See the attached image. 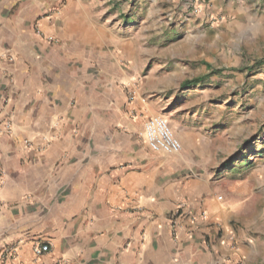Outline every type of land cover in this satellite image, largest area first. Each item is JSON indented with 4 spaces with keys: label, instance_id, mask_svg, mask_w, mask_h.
<instances>
[{
    "label": "crops",
    "instance_id": "0c3cea01",
    "mask_svg": "<svg viewBox=\"0 0 264 264\" xmlns=\"http://www.w3.org/2000/svg\"><path fill=\"white\" fill-rule=\"evenodd\" d=\"M109 1L0 0V264H264L217 200L202 131L172 122L177 154L141 135L170 75L203 78L180 47L155 58Z\"/></svg>",
    "mask_w": 264,
    "mask_h": 264
},
{
    "label": "rangeland",
    "instance_id": "374dc122",
    "mask_svg": "<svg viewBox=\"0 0 264 264\" xmlns=\"http://www.w3.org/2000/svg\"><path fill=\"white\" fill-rule=\"evenodd\" d=\"M108 3L131 32L145 25L148 46H156L155 58H171V51L180 47L185 58H178V64L187 67V75L203 78L184 91L178 75H170L169 95L157 115L174 135L176 121L202 131L217 200L234 205V229L248 232L264 251V0ZM242 7L247 21L237 16ZM241 22L243 31L230 30ZM250 27L258 34L251 35Z\"/></svg>",
    "mask_w": 264,
    "mask_h": 264
},
{
    "label": "built area",
    "instance_id": "2783aa9c",
    "mask_svg": "<svg viewBox=\"0 0 264 264\" xmlns=\"http://www.w3.org/2000/svg\"><path fill=\"white\" fill-rule=\"evenodd\" d=\"M0 131H11L9 118L0 119ZM141 135L153 151L177 154L182 150V143L174 135L168 122L162 116L155 115L147 118L143 124ZM47 251H49V245L46 243H36L33 246V252L36 256H40ZM2 257H9L8 251H4Z\"/></svg>",
    "mask_w": 264,
    "mask_h": 264
},
{
    "label": "trees",
    "instance_id": "16d2710c",
    "mask_svg": "<svg viewBox=\"0 0 264 264\" xmlns=\"http://www.w3.org/2000/svg\"><path fill=\"white\" fill-rule=\"evenodd\" d=\"M198 82H200V79H198V78H192V79H188V80L183 81L182 85L185 86V87H187V86H190L192 84H196Z\"/></svg>",
    "mask_w": 264,
    "mask_h": 264
}]
</instances>
